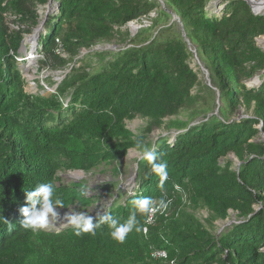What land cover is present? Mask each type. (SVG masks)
Returning <instances> with one entry per match:
<instances>
[{
  "label": "trees",
  "instance_id": "1",
  "mask_svg": "<svg viewBox=\"0 0 264 264\" xmlns=\"http://www.w3.org/2000/svg\"><path fill=\"white\" fill-rule=\"evenodd\" d=\"M213 1L0 0V264H264V145L250 141L259 134L256 123L264 121V47L258 43L264 12L254 14L245 0H224L217 12ZM45 4L55 8L36 51L64 76L50 82L53 91L39 84L34 93L26 89L18 58L24 59L23 39L40 23ZM143 17L151 24L123 48L77 59L82 48L110 42L115 27ZM59 44L68 57L57 52ZM196 56L213 87L201 79V65L192 66ZM257 72L262 83L249 87L246 79ZM242 101L252 115L237 119ZM137 116L148 119L147 131L176 132L142 141L155 146L157 162L167 163L168 179L161 187L142 157L133 191L119 189L103 212L123 222L138 197L181 204L187 194L193 205L210 210L211 227L184 208L173 218L158 213L155 224L137 213L141 230L123 243L107 224L94 236H76L74 226L35 232L21 226L25 192L40 183L56 185L65 201L61 208L91 204L92 198L79 195L84 183H62L60 171L123 158L139 140L126 125ZM230 151L242 160L237 169L220 163ZM230 211L237 220L214 230ZM155 250L166 251L167 259L154 257Z\"/></svg>",
  "mask_w": 264,
  "mask_h": 264
},
{
  "label": "rangeland",
  "instance_id": "2",
  "mask_svg": "<svg viewBox=\"0 0 264 264\" xmlns=\"http://www.w3.org/2000/svg\"><path fill=\"white\" fill-rule=\"evenodd\" d=\"M224 0H214L212 2V6L210 8H214L215 11L220 12L223 8ZM54 6L50 4L40 5L39 6V13H40V20L42 21L45 18V14L47 10H49V15L54 12ZM15 16L11 17V20H14ZM172 21L170 20V24ZM13 27L16 29L23 28L18 23L13 24ZM180 30H182L181 26H178ZM138 33V32H137ZM136 33V34H137ZM114 37L110 42H104L98 44L97 46L93 47L91 50L87 48L81 49V54L79 58L85 56L89 51L94 52L96 50H117L123 48L126 43L130 41V38L134 35L132 34L131 28L129 26L123 27H115L114 30ZM33 39V41H31ZM259 45L264 47L260 42ZM36 38L35 32L25 35L23 42H22V51L24 53V59L19 57V65L20 68L24 71V76L27 80L26 89L29 92H39V84L43 85L47 91H53L52 85H50L51 81H61L63 78L64 71L60 70L58 67L54 66L51 62L46 64L43 63V57L40 54H37L36 51ZM59 48L61 45H58ZM61 55L68 57L67 52L64 50L62 46ZM203 66L202 62L196 57L195 62L192 66L196 65ZM76 66H80L81 63H76ZM69 69L67 72H69ZM202 70V68H201ZM201 79L206 82L209 86L211 85L209 72L207 70H202ZM262 73L257 72L252 77L246 79V83L249 87L259 86L262 83L261 79ZM60 77V78H59ZM57 86V84L55 85ZM213 87V86H212ZM214 89H216L214 87ZM217 102L221 104V101L218 100ZM218 110V108H217ZM252 114L250 111L248 112L245 106L244 101H242V105L240 109L237 111L235 117L237 119H242L245 117H249ZM198 123V121L194 122ZM147 124L148 119L137 116L133 119L126 120L127 127L139 138L140 141H143L144 144L153 143L159 139L160 136H167L170 137L176 134L175 130L167 131L164 127L155 128L152 131H147ZM256 128L259 130V134L254 139H250V141L256 140L258 145H264V121H260L256 123ZM86 142V141H85ZM142 154L139 149L133 147L129 149L128 153L120 159L114 160H101L97 163H91L85 169H66L60 171V181L62 183H70V182H78L84 183L86 191L88 193V197L92 198V203L88 206H85L81 203H76L68 208H61L57 209V211L61 214V219L52 221L46 229L49 230H62L68 226H72L68 224L63 219V214L69 211V208H74L76 211H88L89 215L93 217L96 216L97 212L100 211L101 213L105 209L106 205H108L114 199V195L118 197L117 191L120 189L122 192L131 193L136 185L137 177H138V162L142 159ZM220 163L225 165L226 163H231V167L233 169H237L242 160L240 157L233 151H230L226 156L220 159ZM73 172H81V177H75V173L72 176ZM112 183L110 187L112 189H108L105 184ZM170 200V199H169ZM177 198L173 199L171 203L168 205L167 209L163 212L167 215L168 218H173L175 214H177L178 209L184 208L186 211L190 213H194L206 226H210V210L204 206L198 205L195 206L192 204L191 200L188 198L187 194L183 195V200L181 204L176 203ZM175 201V202H174ZM156 203H159V200H155ZM160 212H157L154 215V220L152 224H155L156 216ZM161 214V213H160ZM237 220L236 212L230 211L229 218L225 220L216 221L214 224L216 225L214 230L220 232L224 230L226 227L231 226Z\"/></svg>",
  "mask_w": 264,
  "mask_h": 264
},
{
  "label": "clouds",
  "instance_id": "3",
  "mask_svg": "<svg viewBox=\"0 0 264 264\" xmlns=\"http://www.w3.org/2000/svg\"><path fill=\"white\" fill-rule=\"evenodd\" d=\"M135 147L141 151L144 159L151 165L152 172L160 177L161 184L168 179L167 163L165 161L157 162L155 146L149 148L142 141L137 140ZM179 189V186H177ZM80 197H87L88 193L82 189ZM26 204L20 207L19 212L23 219L20 220L21 226L25 230L36 231L49 226L52 221L61 219L58 208L65 207V201L57 195L56 185L52 182H44L37 185L33 190L25 192ZM171 203L163 196L159 203H156L151 197H138L132 201L134 210L130 212L127 219L121 222L120 217L113 216L109 212H97L96 217L89 215L88 211H76L69 208V211L63 214V219L70 225L74 226L75 235L80 236L83 233L95 235V230L101 225L107 224L111 229V237L119 243H123L127 235L134 229L140 231L137 213L148 217L154 216L157 212L163 214ZM95 219V223L93 222ZM9 228L13 225L11 221L6 220ZM146 232V229H145Z\"/></svg>",
  "mask_w": 264,
  "mask_h": 264
},
{
  "label": "built area",
  "instance_id": "4",
  "mask_svg": "<svg viewBox=\"0 0 264 264\" xmlns=\"http://www.w3.org/2000/svg\"><path fill=\"white\" fill-rule=\"evenodd\" d=\"M151 16H155V13H152ZM150 24H151V21L148 18L143 17L141 20H133V21L128 22L127 26H129V28H131L132 34L135 35L141 28L147 27ZM133 26H136L135 30L133 29ZM57 41L60 42L59 39H57ZM61 49H62L61 47L57 49V52L59 54H61V52H60ZM63 76H64V74H63ZM153 220H154V216L149 217L148 218V224H152ZM145 229H146V232H145ZM143 230H144V233H147L148 226H144ZM153 256L156 258H164V259H167V257H168L166 251H164V250H155L153 252Z\"/></svg>",
  "mask_w": 264,
  "mask_h": 264
},
{
  "label": "water",
  "instance_id": "5",
  "mask_svg": "<svg viewBox=\"0 0 264 264\" xmlns=\"http://www.w3.org/2000/svg\"><path fill=\"white\" fill-rule=\"evenodd\" d=\"M245 1H247L248 2V4L251 6V8H252V11H253V13L254 14H260V13H262L261 12V10L262 9H264V3H261L260 4V8H259V10H256L255 9V7H254V0H245ZM214 2V1H213ZM161 5H162V7L165 9L166 7H165V5H164V2L163 1H161ZM49 10H47V12H46V14H45V18L42 20V21H40V23L38 24V26L36 27V29L34 30V32H35V38H36V43H37V38H38V35H39V33H40V31L44 28V26H45V24H46V22H47V19H48V17H49V12H48ZM172 21H177L178 22V24H180V26H181V28H182V35L186 38V40L188 41V39H187V37H186V32H185V30H184V27H183V23H182V21H181V19H180V17L176 14V13H173V20ZM260 38V37H259ZM259 38H258V42H259ZM189 42V41H188ZM189 45H191L190 43H189ZM193 51L196 53V50H194L193 49ZM197 57V56H196ZM198 58V57H197ZM200 65H201V63H200ZM201 68H202V70H206L202 65H201Z\"/></svg>",
  "mask_w": 264,
  "mask_h": 264
},
{
  "label": "bare ground",
  "instance_id": "6",
  "mask_svg": "<svg viewBox=\"0 0 264 264\" xmlns=\"http://www.w3.org/2000/svg\"><path fill=\"white\" fill-rule=\"evenodd\" d=\"M253 2H254L253 4H254L255 9L256 10H259L260 4L261 3H264V0H254ZM261 12H264V9H262ZM133 29L135 30L136 29V26H133ZM31 41H33V39ZM259 42L262 45H264V35L259 38ZM74 173H75V177H81L82 176L81 175V172H73V174ZM73 174H72V176H73Z\"/></svg>",
  "mask_w": 264,
  "mask_h": 264
}]
</instances>
